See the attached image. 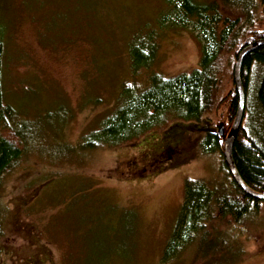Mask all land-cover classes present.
Listing matches in <instances>:
<instances>
[{
    "label": "rangeland",
    "instance_id": "374dc122",
    "mask_svg": "<svg viewBox=\"0 0 264 264\" xmlns=\"http://www.w3.org/2000/svg\"><path fill=\"white\" fill-rule=\"evenodd\" d=\"M199 2L216 3L207 12L217 15L213 28L196 18L184 23L167 0H0L4 101L28 122L30 142L0 186L7 206L0 264L30 263V253L43 261L35 264H264V200L237 224L208 221L205 239L167 256L187 178L221 193L233 186L223 154L202 149L206 133L194 130L223 124L225 137L226 102L207 123L172 115L117 146L81 145L119 106L124 85L144 88L147 72L173 77L200 67L204 48L235 15L228 1ZM153 32L151 68L134 74L130 43ZM221 84L226 95L232 82ZM166 147L174 149L167 159Z\"/></svg>",
    "mask_w": 264,
    "mask_h": 264
},
{
    "label": "trees",
    "instance_id": "16d2710c",
    "mask_svg": "<svg viewBox=\"0 0 264 264\" xmlns=\"http://www.w3.org/2000/svg\"><path fill=\"white\" fill-rule=\"evenodd\" d=\"M220 1H228L230 12L235 16L230 20V28H224L218 38L214 37V44L204 48L200 67L173 77H166L156 71L147 72L148 82L144 88L124 85L121 103L98 130L85 136L81 144L83 147H113L129 142L152 131L172 115L179 121L207 123L206 114L223 101L226 102L228 124L231 125L239 103L233 79L234 63L243 45L264 37V0ZM167 3L172 9L171 13L184 23L196 18L197 26L207 30L213 28V23L217 20L216 14L207 13L217 9L215 2L209 4L200 3L199 0H167ZM164 18L170 20V14ZM174 21L177 20L172 22ZM2 38L0 32V61ZM157 49L154 32L138 40L136 37L132 39L129 50L134 74L141 68H151ZM223 53L229 55V59L224 56V62L220 59ZM256 76L258 87L254 88L252 83ZM224 77L232 82V87L226 95L221 92ZM241 79L245 90V109L243 122L234 143L233 157L243 181L254 191L261 192L264 190V45L244 57ZM0 125L4 128L0 132L1 186L5 174L20 162L30 143L26 130L28 122L20 119L17 111L4 101L1 77ZM196 129L206 133L202 149L223 154L224 139L218 130L201 129L199 126L194 127V130ZM170 130H173L172 126ZM173 136L170 138L174 142ZM164 142L165 140L162 143ZM173 151L172 147H166L162 155L167 159ZM222 160L233 186H226L228 191L221 193L219 188L211 186L203 179L187 178L185 201L167 245V256L195 241L198 236L205 239L210 233L207 228L208 221H223L229 217L230 222L237 224L259 209L263 200L242 190L232 178L223 155ZM6 211L7 206L2 204L0 199V236L5 232ZM17 230L20 231V228L14 231ZM6 253L10 254V249ZM30 254L31 262L23 264H35V261L40 260L35 254Z\"/></svg>",
    "mask_w": 264,
    "mask_h": 264
},
{
    "label": "water",
    "instance_id": "95a60500",
    "mask_svg": "<svg viewBox=\"0 0 264 264\" xmlns=\"http://www.w3.org/2000/svg\"><path fill=\"white\" fill-rule=\"evenodd\" d=\"M264 45V37L259 38L256 40H253L243 47L240 48L238 56L236 58V61L234 63L233 67V79L235 83V88L238 92L239 95V103L237 107V111L235 114V117L233 119V122L231 124V127L224 137V126L223 124H220L218 132L220 136L224 137L223 141V158L225 161V164L234 179V181L244 190L247 194L259 199V200H264V190L261 192L254 191L251 189L242 179L240 176L235 162H234V157H233V147L235 140L237 138L238 132L240 130V127L243 122V117H244V109H245V90L243 86V82L241 79V68H242V63L244 57L251 51L255 50L259 46Z\"/></svg>",
    "mask_w": 264,
    "mask_h": 264
}]
</instances>
